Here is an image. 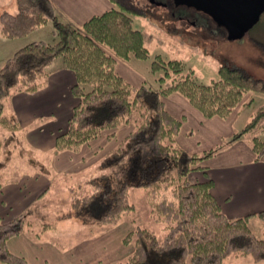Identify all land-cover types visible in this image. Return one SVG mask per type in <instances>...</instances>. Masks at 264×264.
<instances>
[{
  "label": "trees",
  "instance_id": "1",
  "mask_svg": "<svg viewBox=\"0 0 264 264\" xmlns=\"http://www.w3.org/2000/svg\"><path fill=\"white\" fill-rule=\"evenodd\" d=\"M16 5L15 12L0 13V33L4 38L23 37L51 23L57 40L29 41L0 65V127H15V122L3 114V100L16 92L40 88L56 58L75 75L70 91L77 102L65 129L55 136V151H78L103 130L132 123L104 159V164H109L106 170L88 173L68 186L69 202L62 203L72 209L68 207L59 217L76 215L89 232L111 227L135 207L129 199L130 189L143 187L149 215L163 223L164 234L159 237L153 229L137 223L123 237L124 242L132 244V251L110 264H186L187 260L193 264H222L232 253L249 256L253 261L263 260L264 232L257 236L251 231V214L229 217L222 210L212 192L207 166L198 163L212 156L217 148L202 153L182 148L176 142L181 119L165 108L162 96L177 92L204 117L224 118L249 91L264 92V79L243 68L222 64L217 76L203 83L196 80L192 69L184 71L179 59L163 61L159 57L151 67L164 68L159 80H170L156 90L143 84L134 87L114 71L117 58H144L148 54L143 34L132 26L127 12L111 7L72 26L57 17L51 0H16ZM85 85L89 88L85 89ZM256 130L264 131V106L232 135L238 138L251 133V149L259 158L264 154V139L254 134ZM112 135L114 132L108 137ZM9 161L8 156L0 160V187L6 181L5 172L12 170ZM193 171H201L205 178L191 180ZM75 187H89L90 191L73 197ZM29 215L25 212L6 221L0 219V262L28 264L23 256L9 250L7 239L32 231ZM254 215L264 228V209ZM39 219L40 231L56 224V220L45 221L42 216Z\"/></svg>",
  "mask_w": 264,
  "mask_h": 264
},
{
  "label": "crops",
  "instance_id": "2",
  "mask_svg": "<svg viewBox=\"0 0 264 264\" xmlns=\"http://www.w3.org/2000/svg\"><path fill=\"white\" fill-rule=\"evenodd\" d=\"M0 1H2L0 13L16 11V0ZM108 1L110 0H51L57 17L72 26H79L90 16L108 9ZM102 8L105 9L100 12ZM16 38L20 37L4 38L0 33V44L5 45L7 52L5 57L17 49L10 48ZM73 83H75L73 71L65 68L59 60L50 67V73L40 88L33 92H16L3 100V114L15 122L12 130L5 131L15 135V140L18 138L22 152L18 155L19 159L11 158L12 170L5 172L6 175L3 177L6 181L0 187V219L6 221L25 212L30 214L32 231H24L7 239L9 250L23 256L28 264H94L93 260H100L103 255H106L107 262L120 257V254L110 255V245L107 243L109 240H105L110 232L108 230L110 226L98 227L94 232L85 233L84 236L71 240L68 239L71 232H61L59 240L69 241L68 249H62L55 247L53 239L46 235V232L55 228L56 224L40 231L41 227L37 223L40 216L45 214L47 204L50 203L53 209L55 207L53 205L57 203L55 198L57 192L52 188L53 180L59 176L65 177L63 190L67 192L66 200L69 202L68 186L81 172L84 170L87 174L102 172L109 167V164H104V159L112 147L107 146L106 151H100L101 146L105 149L104 144L110 143L109 134L114 132V137L122 134L121 137L124 138L126 132L130 130L128 124L116 127L111 132L103 130L97 137L106 139L105 143L92 146L93 139H91L81 146L79 152L55 151V136L65 129L71 109L77 102V98L70 91ZM172 95L177 105L186 103L183 102L186 98L181 94L172 92ZM193 108L196 112L192 111L197 113L198 123L201 125L207 120L215 121L218 117H204L195 107ZM168 111L180 118L181 122L188 116L185 113L175 114ZM234 111L235 109L227 117H218L221 119L219 125L222 126L223 121L225 128L224 131L219 132L217 140L220 145L218 144L217 150L232 152L244 148L247 153L242 158L224 164L210 167L206 165L213 182L212 192L229 217L254 215L264 209V154L259 158L255 157L250 143L242 140V135L232 138L233 133L239 130V127L234 126L235 118H232ZM176 142L184 148L177 134ZM2 158L4 156L0 155V160ZM193 173L197 180L205 178V174L201 171H193ZM81 175L85 176V174ZM10 178L11 181H8ZM68 217L80 219L76 215H69L63 219ZM0 264L6 263L0 262Z\"/></svg>",
  "mask_w": 264,
  "mask_h": 264
},
{
  "label": "rangeland",
  "instance_id": "3",
  "mask_svg": "<svg viewBox=\"0 0 264 264\" xmlns=\"http://www.w3.org/2000/svg\"><path fill=\"white\" fill-rule=\"evenodd\" d=\"M2 3V1H0ZM109 8L114 7L127 12L132 19V26L135 29L141 31L144 37V43L148 49V54L144 58H138L131 56L127 60L117 58L114 65V71L119 74L124 80L129 82L132 86L138 87L141 84L147 88L156 90L161 84H166L170 79L163 81L159 80L165 72V69L158 67L152 69V62L156 60L167 61L170 59H179L183 62L184 71L192 69V72L197 81L206 83L212 78L217 76V69L222 64H229L243 68L251 75L264 79V11L261 13L258 23L251 27L241 38L230 40L226 37V32L223 27L217 26L215 23L210 27L192 29L189 25L181 26L176 20L172 22L168 17H158L156 10L146 5V0H110L108 1ZM98 9V8H97ZM105 9L102 8L100 12ZM213 27V29H211ZM184 28H187L184 29ZM43 39L47 42H54L57 40L51 23L41 25L39 28L31 31L24 37L16 38L12 41L10 48H18L29 41ZM5 45L0 44V65L3 64L6 55ZM160 57V58H159ZM60 58H56L50 67L59 61ZM164 67V65H162ZM169 67V64H166ZM89 85H85V89H88ZM170 94V96H169ZM166 96H162L165 101V106L171 112L185 113L188 116L184 119L179 127L177 138L180 144L190 151L202 153L205 149L217 148L218 135L220 131H224V124L219 125L221 119L216 117L215 121H206L201 125L198 123L197 113L192 105L184 100L185 104L177 105L173 95L169 93ZM250 99V100H249ZM249 100V102H247ZM264 106V92L249 91L244 95L243 101L239 104L234 111L233 117L235 118L234 126L239 129L252 117L255 111ZM194 110V112L192 111ZM136 116L133 115L131 119ZM208 118V117H207ZM206 118V119H207ZM128 129H131L132 123L127 125ZM0 140H1V156L12 157L9 158L10 167L12 166V159L18 155H21V142L18 138L15 140V135L7 134L4 128L0 127ZM106 132L113 131V128L105 129ZM128 132H126L127 134ZM125 134V135H126ZM254 134L264 139V131L256 130ZM122 134H117L115 137L112 135L105 143L106 139L102 137L93 138V145L104 142V147H100V151L104 152L109 148H114L122 141ZM251 133H244L242 137L246 143H250ZM220 145V144H219ZM103 149V150H102ZM79 152V151H78ZM247 152L244 148L241 150H234L232 152H223L220 149L216 150L212 156L201 158L198 163L201 165H207L208 167L216 164H224L236 158H242ZM12 158V159H11ZM18 161V160H17ZM9 167V168H10ZM87 175L84 170L79 174L76 179H73L76 183L82 179V175ZM191 180H197L193 172L189 175ZM65 177H57L53 180L52 188L56 190L57 203L53 209L51 204L48 203V207L45 210V214L42 215L45 221L56 220V226L52 230L46 232V235L53 239V244L57 248L69 247V241L59 240L61 232H71L68 235V239H77L83 234L89 232V227L85 226L81 219L68 217L66 219L60 218L63 213L72 209L68 204L62 203L67 198L66 190H63ZM90 191V188H77L72 191V196H81ZM146 192L143 187H132L129 191V199L135 205V207L126 213L122 220L111 226L108 233L107 243L110 245V255L120 254L118 259L106 261V255L100 260H93L94 264H110L117 260L126 258L132 251V244L124 242L123 237L131 231L134 226L138 224L153 229L159 237H162L164 230L162 229L163 223L155 221L149 215V208L146 204ZM59 201V203H58ZM58 208L56 209V207ZM60 218V221L57 219ZM249 227L251 231L260 236L264 232V228L259 219L255 215L249 217ZM96 228H94L95 230ZM66 233V234H67ZM94 234V233H93ZM105 238V237H104ZM107 248V247H106ZM186 264H193L187 260ZM222 264H264V259L260 261H253L249 256H240L234 253L230 254Z\"/></svg>",
  "mask_w": 264,
  "mask_h": 264
},
{
  "label": "water",
  "instance_id": "4",
  "mask_svg": "<svg viewBox=\"0 0 264 264\" xmlns=\"http://www.w3.org/2000/svg\"><path fill=\"white\" fill-rule=\"evenodd\" d=\"M205 13L213 23L223 27L230 40L241 38L259 20L264 0H173Z\"/></svg>",
  "mask_w": 264,
  "mask_h": 264
},
{
  "label": "flooded vegetation",
  "instance_id": "5",
  "mask_svg": "<svg viewBox=\"0 0 264 264\" xmlns=\"http://www.w3.org/2000/svg\"><path fill=\"white\" fill-rule=\"evenodd\" d=\"M146 5L157 9L158 17H168L172 22L176 20L181 26L189 25L192 29L210 27L211 19L202 11L193 7L175 4L173 0H146ZM187 30V28H184ZM213 29V27L211 28Z\"/></svg>",
  "mask_w": 264,
  "mask_h": 264
}]
</instances>
